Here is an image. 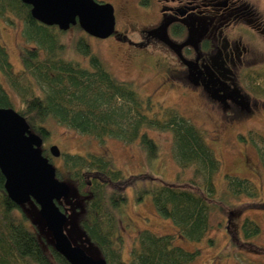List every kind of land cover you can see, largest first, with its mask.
<instances>
[{
	"label": "trees",
	"instance_id": "trees-1",
	"mask_svg": "<svg viewBox=\"0 0 264 264\" xmlns=\"http://www.w3.org/2000/svg\"><path fill=\"white\" fill-rule=\"evenodd\" d=\"M0 18L15 27L16 20L22 23L24 37L20 48L24 70L19 74L0 43V107L16 109L43 139L50 132L49 121L54 120L101 142L108 137L125 143L139 140L149 160L158 157L159 146L147 130L169 131L178 164L183 169L193 167L197 179L187 184L164 181L144 190L151 193L157 212L171 219L183 238L194 242L207 237L213 210H228L233 216L234 205L217 195L215 186L221 161L194 122L173 108L164 110V119L147 115L146 109H152L150 99L144 100L132 83L114 77L92 54L88 43L80 42L79 47L89 56V68L66 59L60 37L65 31L35 19L31 6L22 0H0ZM249 80L255 92L264 93L260 84L264 70L250 73ZM253 134L248 138L262 153L259 144L264 136ZM241 139L248 140L244 135ZM63 163L72 193L60 206L69 215V234L75 243L104 257L108 264H188L199 258L200 249L186 250L175 244L172 234L158 235L145 229L138 233L126 259L116 240L114 210L128 200L127 177L103 155L66 153ZM226 178L233 196H259V188L251 180L232 174ZM4 184L0 170V264H70L55 250L38 206L17 205ZM142 197L138 194V199ZM242 231L245 238H252L261 233V226L246 217Z\"/></svg>",
	"mask_w": 264,
	"mask_h": 264
},
{
	"label": "rangeland",
	"instance_id": "rangeland-1",
	"mask_svg": "<svg viewBox=\"0 0 264 264\" xmlns=\"http://www.w3.org/2000/svg\"><path fill=\"white\" fill-rule=\"evenodd\" d=\"M97 1L114 6L115 33L100 39L89 35L80 26H73L60 35L64 44L62 55L89 68V56L84 55L79 47L81 43H88L92 54L101 59L114 77L132 83L144 100L150 99L152 109H146L147 115L164 119V110L173 108L194 122L221 161V169L215 177L217 195L225 196L234 205V212L232 216L228 210H213L210 231L200 242L183 238L172 220L157 212L151 193L144 190L160 186L164 181L187 184L197 179L193 167L183 169L178 164L173 154V134L169 131L147 130L159 146L158 157L149 160L139 140L125 143L108 137L101 142L50 120V132L42 148L57 168L58 177L66 180L63 165L66 153L103 155L111 160L114 169L123 172L129 183L126 189L128 200L114 210V215L117 244L122 247L126 259H129L138 233L147 229L158 235L172 234L175 244L186 250L200 249L199 258L188 264H264V142L259 144L261 153L248 138L255 132L264 136V98L258 100L256 106L251 105V109L234 108L226 112L211 105L191 91L185 79L169 77V70L183 67L172 51L158 41L147 42L143 30L152 27L154 15L146 17L142 13L156 14V0L144 1L148 4L142 3L143 0ZM246 2L264 25V0ZM16 22L18 26L15 27L0 18V43L8 51L14 72L19 74L24 70L20 53L24 37L22 23ZM260 41L252 44L256 70L264 69V35ZM241 135L247 137V142L241 139ZM51 145L60 148L61 156L50 153ZM226 174L251 180L259 188V196H233L228 192ZM198 178L203 182L202 177ZM141 193L143 197L138 199ZM246 217L261 226L259 235L244 237L242 224ZM66 230L69 232L68 226Z\"/></svg>",
	"mask_w": 264,
	"mask_h": 264
},
{
	"label": "flooded vegetation",
	"instance_id": "flooded-vegetation-1",
	"mask_svg": "<svg viewBox=\"0 0 264 264\" xmlns=\"http://www.w3.org/2000/svg\"><path fill=\"white\" fill-rule=\"evenodd\" d=\"M156 1V14L142 13L146 17L154 15L152 27L143 33L147 42H160L182 64L169 70V77L185 79L197 96L226 112L251 109L263 100L264 93L255 92L249 74L264 70L254 69L252 46L261 42L264 25L246 0ZM163 37L187 44L176 51ZM260 84L264 85V80Z\"/></svg>",
	"mask_w": 264,
	"mask_h": 264
},
{
	"label": "water",
	"instance_id": "water-1",
	"mask_svg": "<svg viewBox=\"0 0 264 264\" xmlns=\"http://www.w3.org/2000/svg\"><path fill=\"white\" fill-rule=\"evenodd\" d=\"M31 6L35 19L62 31L79 25L89 35L100 39L116 31L115 8L111 3L97 0H22ZM165 32V30H164ZM174 50L177 44L163 37ZM190 67L191 62L185 61ZM44 139L32 131L30 124L16 109L0 107V170L5 177L4 188L10 199L19 206L35 203L39 215L51 232L55 250L70 264H108L104 257L93 255L71 238L66 227L69 215L60 203L72 193L71 184L57 175V168L45 155ZM50 153L61 156L57 145Z\"/></svg>",
	"mask_w": 264,
	"mask_h": 264
}]
</instances>
